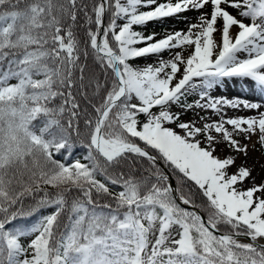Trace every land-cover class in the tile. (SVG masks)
<instances>
[{"label":"snow or ice","instance_id":"1","mask_svg":"<svg viewBox=\"0 0 264 264\" xmlns=\"http://www.w3.org/2000/svg\"><path fill=\"white\" fill-rule=\"evenodd\" d=\"M225 78L264 94V0H0V264H264V183L215 155L264 147V104L212 97Z\"/></svg>","mask_w":264,"mask_h":264},{"label":"rangeland","instance_id":"2","mask_svg":"<svg viewBox=\"0 0 264 264\" xmlns=\"http://www.w3.org/2000/svg\"><path fill=\"white\" fill-rule=\"evenodd\" d=\"M208 9H205L204 11H207ZM229 11L233 14L236 15V11L234 9H229ZM199 13L197 11H187L185 13L179 14L177 17H171V18H166L162 21H157V22H150L148 25L143 27V32L145 34L155 32L158 34L157 38H160L164 35L165 31H176V30H184L187 31L188 23L189 22H196V18L198 17ZM247 22V21H246ZM139 30V28L137 29ZM169 53L165 52L164 56L167 58ZM155 59V57H150L148 59H137L134 63L139 66H143L147 63H152V61ZM231 78H225L221 84H227L230 83L228 82ZM240 80V79H239ZM220 84V85H221ZM218 87V86H217ZM217 87L214 89L210 90V95L213 97H216L217 95ZM223 96H226L224 94ZM229 97H234L233 95H227ZM190 99L196 101L199 99V90L194 91L189 95ZM237 97H234L235 99ZM178 110V109H175ZM234 110L232 108H225L224 112L226 113L227 117H231L229 114V111ZM255 111V110H254ZM199 116H206L210 118L211 120H216L217 117L213 114L211 110H208L207 112L201 111L199 109H194L191 111H187L182 114V119L185 121H193L196 120L198 121ZM248 116V115H247ZM230 127V126H229ZM178 130V129H177ZM179 131V130H178ZM236 139L240 141L241 144H247L248 145V152L247 155H237L234 152H231L229 149L225 148L223 145L219 146L217 148V151L215 155L223 158L226 155H233L236 157V163L234 166L230 167L229 171L230 172H235L238 167V159L241 157H248L251 160V164L249 166H244L250 170L251 176L250 178L246 179L243 183V187H251L253 184V179L254 182L259 185L261 183H264V147H261V145L257 142V137L253 136L250 140L245 139L243 136H237ZM255 173V174H254ZM54 209L52 208H47L45 213L43 215L50 214ZM246 242V241H243Z\"/></svg>","mask_w":264,"mask_h":264},{"label":"bare ground","instance_id":"3","mask_svg":"<svg viewBox=\"0 0 264 264\" xmlns=\"http://www.w3.org/2000/svg\"><path fill=\"white\" fill-rule=\"evenodd\" d=\"M227 84H221L217 87V95L216 98L225 97L227 99H241L247 100L249 102H258L264 104V94L260 93L259 90L255 87L254 82L251 80H239L238 78H231ZM226 94V96H223ZM227 95H233L234 97H229ZM214 97V96H213ZM260 111H264V108L260 109ZM231 117H238V116H252L256 115V110H248V109H234L229 111ZM251 160L247 157H241L238 159V165L241 166H249L251 164ZM255 174V173H254ZM264 243V241H261Z\"/></svg>","mask_w":264,"mask_h":264},{"label":"trees","instance_id":"4","mask_svg":"<svg viewBox=\"0 0 264 264\" xmlns=\"http://www.w3.org/2000/svg\"><path fill=\"white\" fill-rule=\"evenodd\" d=\"M139 30H143V28H139ZM81 35V38H83V33L80 34ZM90 67L96 72V75L100 78L101 82H103V75L102 73L100 72L98 66L94 65L93 62L91 61V59L88 61ZM187 101L189 103H193L194 100L190 99V97H187ZM83 104V102H82ZM89 111H91V109H89ZM85 154L84 152V149L82 148H77L75 149V151L73 152V155L71 157V159H75V158H81L83 155ZM57 159H63L62 156L60 155H57L56 156ZM175 182V181H174ZM49 191H51V189H49ZM41 194H36L35 198L36 199H39ZM194 199L196 200V203L199 204L201 203V197L199 194H196L194 196ZM34 200L32 198H28L25 200V210H27L28 206L29 205H32L34 204ZM47 208H42L40 210H38L34 215H32L30 218H27V219H23V220H17L15 221L14 223L18 224V225H31L32 223L36 222L41 216H43V214L45 213Z\"/></svg>","mask_w":264,"mask_h":264},{"label":"water","instance_id":"5","mask_svg":"<svg viewBox=\"0 0 264 264\" xmlns=\"http://www.w3.org/2000/svg\"><path fill=\"white\" fill-rule=\"evenodd\" d=\"M173 182V184H175V182H174V180L172 181ZM246 241V240H245ZM247 242V241H246Z\"/></svg>","mask_w":264,"mask_h":264}]
</instances>
